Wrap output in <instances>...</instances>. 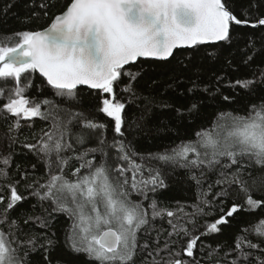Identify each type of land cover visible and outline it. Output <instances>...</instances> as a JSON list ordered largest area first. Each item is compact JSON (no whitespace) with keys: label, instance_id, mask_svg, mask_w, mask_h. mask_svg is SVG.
Returning <instances> with one entry per match:
<instances>
[{"label":"snow or ice","instance_id":"snow-or-ice-1","mask_svg":"<svg viewBox=\"0 0 264 264\" xmlns=\"http://www.w3.org/2000/svg\"><path fill=\"white\" fill-rule=\"evenodd\" d=\"M258 3L264 6V0ZM39 7L48 14V4L41 3ZM239 26L256 29L264 26V17L255 22L247 16L241 19L231 10L228 0H71L53 18L49 28L17 33L14 45H0V99L6 101L0 106V113L14 118L8 130L18 131L21 120L53 119L51 131L42 129L34 137L36 143L24 144L25 148L42 154L48 168L47 182L41 184L36 179L28 182L27 173H23L19 180L0 185L9 192L0 212V264H31L34 253L43 254L46 264H51L49 255L56 247L54 233L46 231L50 224L45 216H24L27 232L18 221L9 218V213L27 199L18 191L21 181L25 190L32 189L31 195L41 204L50 200L56 205L53 212L68 214L73 223L65 243L73 252L86 254L98 264H138V260L140 264H264L261 248L264 219L244 229L245 233L253 232L261 238L260 244L247 236L238 237L222 258L218 257V248L209 250L210 246L204 244V239L220 233L245 207L249 211L264 207V200L254 199L247 181L241 179L246 160L264 166V99L246 105L240 110L243 115L221 113L216 133H197L198 141L182 142L152 157L164 165L189 170V178L201 192L194 211L187 212L185 206L159 207L154 197L148 208L142 201L129 199L135 191L148 200L150 192L156 193L167 185L161 169L137 163L138 153L124 142L126 104L116 98L123 77L128 78V83L122 91L135 94L132 84L138 73L126 66H134L140 58L167 61L182 45H231ZM34 73H39L45 86L61 98L78 100L82 87L103 93L98 111L111 118L113 131L121 139L108 143L103 135L106 125L75 113L72 118L82 119L85 128L100 131L98 143L79 154L62 155L72 149V144L66 139V124L56 115L61 109L54 99L26 95ZM229 87H240L249 95L264 90V71L253 79H237ZM197 89L193 82L189 91ZM223 99L228 101L230 97ZM45 106L47 111L42 110ZM197 109L198 104L194 103L189 111ZM84 140L83 134L76 137L78 144ZM110 148L116 149L111 159ZM89 153H99L101 161L87 159ZM10 159V156L0 158L3 165L0 180L10 179L7 171ZM73 159L79 162V167L72 173L76 180L70 181L63 172ZM81 169H87L86 174L81 175ZM193 170H198L199 175ZM208 172L217 173V178L204 190L202 185ZM216 186L220 190L212 200L207 199ZM233 186L245 194L244 204L225 206ZM4 201L5 196L0 194V204ZM205 207L217 210L219 215L211 222L198 224L197 216L212 214L206 213ZM165 217L170 231L166 230L161 245V234L157 232L152 237L150 228L151 221ZM37 224L40 232L32 230ZM230 255L232 258L228 259ZM200 257L206 259L202 261Z\"/></svg>","mask_w":264,"mask_h":264},{"label":"trees","instance_id":"trees-1","mask_svg":"<svg viewBox=\"0 0 264 264\" xmlns=\"http://www.w3.org/2000/svg\"><path fill=\"white\" fill-rule=\"evenodd\" d=\"M41 3L49 5L47 15L39 7ZM70 3L71 0H0V45H14L17 42V33L47 28L53 18L61 14ZM228 3L231 10L241 19L247 16L255 22L257 18L264 17V6H261L258 0H228ZM250 5L254 6L250 7ZM248 56L252 59L248 60ZM126 68L138 73V76L132 84L134 95L122 91L123 85L128 83L127 77H123L121 87L116 89V98L126 104L123 114L126 129L124 142L130 144L138 153L135 157L137 163L160 168L167 185L156 193L150 192L148 200L135 191L131 192L129 199L142 201L144 207L148 208L154 197L159 207L175 209L178 206H185V211L192 212L193 206L199 203L198 196L201 189L189 178V170L164 165L153 160L152 157L175 148L182 142L198 141L197 133H216L219 131L216 123L221 113L243 115V111L240 110L246 105H255L264 99V90L254 91L249 95L240 87H229L237 79H253L255 75L264 71V26L256 29L249 26L236 27L235 41L231 45L217 46L205 43L192 48L177 49L174 56L167 61L139 59L134 66H126ZM193 82L198 85V89L189 91L193 87ZM26 95L35 99H54L61 109L56 115L66 124L68 133L66 139L72 144L71 150L62 153L64 156H73L85 149L96 147L100 136L99 130L85 128L84 121L79 117L73 119L75 113H83L87 119L106 125L103 135L108 143H112L114 139H121L113 131L111 118L98 111L104 94L97 90L82 87L78 93V100L61 98L55 96L54 92L45 86V81L39 73H34L32 87ZM223 96H229L230 99L225 101ZM4 102L6 101L0 99V106ZM194 103L198 104V109L190 112L189 109ZM42 110L47 111V107ZM13 119L10 115L5 116L0 113V158L4 156L11 158L7 168L10 179L0 180V185L19 180L23 173H27L28 182L36 179L40 180L41 184L46 183L49 175L45 159L42 154L25 148L24 144L36 143L34 137L39 136L42 129L51 131L53 119L44 121L33 118L29 122L21 120L20 129L10 132L8 129ZM69 120L71 123H67ZM81 134L84 135L85 140L83 144H78L76 137ZM108 152L110 159L115 157L116 149L110 148ZM93 158L96 163L101 161L99 153H89L87 159ZM244 163L241 179L247 181L254 199L264 200V166L247 160ZM2 166L0 163V167ZM77 167L79 162L71 160L70 166L64 169V176L70 181H75L77 177L72 173ZM55 171L58 170L54 169ZM193 171L199 175L198 170ZM86 172L87 169H81L80 174ZM144 174L147 177V170ZM128 175L130 176V173ZM216 178L217 173L208 172L203 181V189L207 190L208 184ZM219 190L218 186L213 187L207 199L212 200ZM18 191L27 199L9 213V218L18 221L25 232L29 229L23 224L24 216H45L49 220L50 227L46 231L50 235L54 233L53 238L56 241V247L49 255L51 264H98L86 254L73 252L65 243L66 233L70 231L73 223L67 213L53 212L52 209L56 205L50 200H45L41 204L31 195L32 189L25 190L24 181H21ZM0 194L5 196L4 204H0V212H2L7 203L8 189L0 188ZM244 201L245 194L233 186L225 206L231 203L244 204ZM43 209L48 211L44 212ZM205 212L212 214L197 216L198 224L211 222L219 215L217 210L209 207H205ZM261 219H264V207L251 211L245 207L231 220L230 225L222 228L220 233L209 235L204 239V244L210 246L209 250L218 248L219 258L231 251L238 237L247 236L253 243L260 244L261 238L256 237L253 232L245 233L244 229L251 228ZM32 230L41 231L38 224ZM166 230L170 231L166 217L151 221V235L155 237L159 232L161 245L167 235ZM140 237L143 241L144 234L141 233ZM261 248H264V244H261ZM231 258V255L228 256V259ZM200 259L203 261L206 258L200 257ZM30 260L31 264H46L43 254L34 253ZM138 264H140L139 260Z\"/></svg>","mask_w":264,"mask_h":264},{"label":"water","instance_id":"water-1","mask_svg":"<svg viewBox=\"0 0 264 264\" xmlns=\"http://www.w3.org/2000/svg\"><path fill=\"white\" fill-rule=\"evenodd\" d=\"M60 15V14H59ZM52 23V22H51ZM51 25V24H50ZM50 25L47 27V28H49L50 27ZM47 28H45V29H47ZM45 29H43V30H45ZM43 30H40V31H43ZM192 47H194V46H187V45H182V46H178L175 50H174V52L177 50V49H183V48H192ZM171 58V57H170ZM169 58V59H170ZM140 59H146V58H140ZM151 59H153V58H151ZM157 60V59H156Z\"/></svg>","mask_w":264,"mask_h":264}]
</instances>
